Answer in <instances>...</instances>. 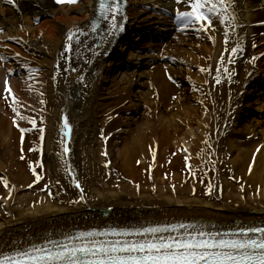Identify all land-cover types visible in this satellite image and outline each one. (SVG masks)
Segmentation results:
<instances>
[{"label":"bare ground","instance_id":"obj_1","mask_svg":"<svg viewBox=\"0 0 264 264\" xmlns=\"http://www.w3.org/2000/svg\"><path fill=\"white\" fill-rule=\"evenodd\" d=\"M156 2L121 0L116 15L123 27L110 33L111 13L92 25L99 0H0V177L8 181L0 188V251L93 227L189 222L221 231L264 223V86L257 87L264 83V0H234L239 26L227 48L225 29L213 19L215 29L178 27L163 42L129 51L128 69L107 63L131 26L164 21ZM187 7L184 0L174 5ZM237 39L242 48L232 54ZM221 55L229 71L220 68L217 83ZM5 79L20 115L43 114V138L38 131L21 134L13 123ZM65 115L70 136L61 131ZM16 122L29 129V121ZM61 140L70 148L63 159ZM31 145L30 158L47 166L50 188L43 192L29 171L18 164L15 177L6 161ZM167 150L194 161L196 175L183 186L161 176ZM139 163L150 169L147 180L131 179Z\"/></svg>","mask_w":264,"mask_h":264},{"label":"snow or ice","instance_id":"obj_2","mask_svg":"<svg viewBox=\"0 0 264 264\" xmlns=\"http://www.w3.org/2000/svg\"><path fill=\"white\" fill-rule=\"evenodd\" d=\"M8 2L14 3L15 0H8ZM58 2L75 4L77 0H58ZM180 2L181 0H177L178 4ZM184 3L189 7L186 10L177 8L174 17L181 29L191 26L198 31L200 29L208 31L210 28L215 29L212 21L218 19L225 29L223 33L225 47L227 48L230 39H236V37L229 36V32L234 33L235 28L239 26L238 23H235L234 0H184ZM99 9L105 16L111 13L109 16L111 20L110 33L112 30L123 27L122 24L118 23L116 15L122 11L121 0H99ZM124 18L126 19V16ZM97 23L98 21L94 19L92 21L93 27ZM2 31L3 29L0 28V32ZM75 31L78 32L80 29L77 28ZM73 35V30H69L67 37L71 39ZM76 38L78 39V37ZM210 38L214 43V36ZM68 46L71 47L70 44ZM241 48L242 45L237 39L230 52L236 54ZM252 60L255 62V57H252ZM224 61L225 57L221 55L216 69L217 83L220 82V68H223L225 72L229 71L228 65ZM234 61V55H230L228 62L234 63ZM210 68L211 66L207 68L201 66L200 70L209 72ZM13 71L11 68L7 69L8 73ZM33 71L36 70L33 69ZM78 79L83 80L84 77L80 76ZM230 79L231 76L229 75ZM8 96H11V106L16 112V115L12 117L13 123L21 134L30 129L21 127L16 122L18 118L30 121L33 128L40 130L41 138H43L44 125L42 123L37 125L36 117L27 114L20 115L17 109L19 98L13 94V89L8 80L5 79L3 98L6 102H8ZM41 103L44 101L42 100ZM40 120L43 121L44 117L41 116ZM72 127L73 125L65 115L61 131L70 136ZM21 139H23V135ZM61 146L63 152L60 155L63 159L64 153H68L70 148L66 140H61ZM184 150L186 151V149ZM104 155L106 156L107 152ZM200 155L201 153L197 152V156ZM154 156L155 153H153V158ZM188 160L189 157L185 156L186 163ZM32 171L36 172L35 167L32 168ZM189 174L196 175L192 169L189 170ZM0 179L4 180L5 187H7V179L5 177H0ZM40 179V174L36 173L33 183ZM73 183L80 188L79 179L73 178ZM45 187L47 188L48 185ZM212 187L211 182H209L207 190L211 192ZM153 189H155V185H153ZM9 195H11V191H9ZM80 199H84L83 195ZM181 229L185 230L181 231ZM161 233L168 234L163 235ZM0 264H264V223L258 226L229 228L226 231H206L203 225L191 223L187 225L181 223L149 224L146 227H108L102 229L93 227L88 230L76 231L73 235L65 234L60 239H43L39 243L27 245L23 250L16 248L0 251Z\"/></svg>","mask_w":264,"mask_h":264},{"label":"rangeland","instance_id":"obj_3","mask_svg":"<svg viewBox=\"0 0 264 264\" xmlns=\"http://www.w3.org/2000/svg\"><path fill=\"white\" fill-rule=\"evenodd\" d=\"M159 2L154 3L156 4H164L166 3L169 4H176V0H158ZM155 7V6H153ZM33 117H36L37 119V125H40L41 123L44 125L43 127V135L46 130V121L45 118L43 121L40 120V117L43 116V114L38 113V112H32ZM44 117V116H43ZM254 118H257V115H254ZM28 128L30 129L28 131V134H33L35 131H38L40 133V130L38 128H33L30 121L28 124ZM42 140V139H41ZM0 149L3 150V146L0 145ZM23 151H19L18 156L15 159H11V156L8 155L6 156V161L11 162V168L13 175L16 177L18 176V167L17 165L20 164V167L24 171H29L35 180L36 178V173H39L41 176V179L35 182V189L36 191L43 192L46 191L50 188V185L47 180V166L45 163L40 160V159H31L30 155L36 150V148L31 145L29 147H24L22 148ZM185 156L186 154L179 153L177 154L176 151L174 150H167L163 155H162V160H161V176H165L168 180L169 183L171 184H181L182 186L186 184L191 177L189 174L190 169H194V161L189 158L188 162L186 163L185 161ZM35 167L36 172L34 173L32 171V168ZM150 175V169L148 166L144 163H139L136 166V170L133 172L131 175V179H136L137 177H141L144 180H147ZM181 177V178H180ZM182 183H180V180ZM45 185H48L46 188ZM208 185H206V188ZM0 188L1 189H6L4 182L0 179ZM213 190V187H212Z\"/></svg>","mask_w":264,"mask_h":264}]
</instances>
